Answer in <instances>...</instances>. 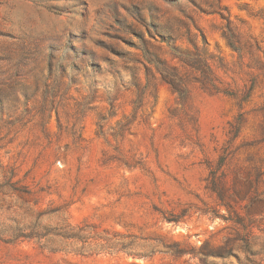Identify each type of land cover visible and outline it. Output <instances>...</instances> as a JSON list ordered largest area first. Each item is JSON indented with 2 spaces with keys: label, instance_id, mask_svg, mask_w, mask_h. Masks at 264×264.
I'll use <instances>...</instances> for the list:
<instances>
[{
  "label": "rangeland",
  "instance_id": "rangeland-1",
  "mask_svg": "<svg viewBox=\"0 0 264 264\" xmlns=\"http://www.w3.org/2000/svg\"><path fill=\"white\" fill-rule=\"evenodd\" d=\"M35 222L83 238L6 242ZM0 235V264H264V0H0Z\"/></svg>",
  "mask_w": 264,
  "mask_h": 264
},
{
  "label": "trees",
  "instance_id": "trees-1",
  "mask_svg": "<svg viewBox=\"0 0 264 264\" xmlns=\"http://www.w3.org/2000/svg\"><path fill=\"white\" fill-rule=\"evenodd\" d=\"M214 173V172H211ZM211 190L222 200V194L215 181L211 182ZM170 220V219H169ZM244 225V221H236ZM82 228L73 227L71 224L63 223L54 227L50 225H42L39 222L31 223L30 226H11L9 238L6 242H14L18 240H36L41 243L44 249L51 252L62 251L64 244H71L74 241H80L83 237L81 234ZM82 235V236H81ZM1 236V235H0ZM85 238V237H84Z\"/></svg>",
  "mask_w": 264,
  "mask_h": 264
}]
</instances>
